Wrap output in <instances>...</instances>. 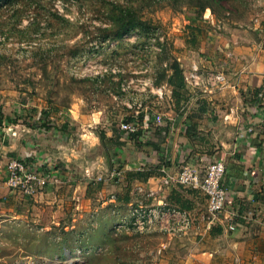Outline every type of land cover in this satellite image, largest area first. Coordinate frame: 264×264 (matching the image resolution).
I'll use <instances>...</instances> for the list:
<instances>
[{"label": "crops", "instance_id": "crops-1", "mask_svg": "<svg viewBox=\"0 0 264 264\" xmlns=\"http://www.w3.org/2000/svg\"><path fill=\"white\" fill-rule=\"evenodd\" d=\"M262 5L239 25L224 22L223 27L214 29L215 17L206 12L194 23L199 28L196 43L187 44L185 37L177 53L185 74L198 64L205 71L222 72L225 81L216 84L203 75L202 84L193 86L187 80L191 96L178 109L172 88L165 83L167 94L161 99L165 101L164 122L160 125L144 107V119L132 135L116 122L103 124L100 129L97 113L101 111L97 110L93 113L95 123L88 119L80 122L82 127L78 129L87 134L81 133L82 139L73 141L72 133L65 129L57 130L59 136L36 130L38 125L33 121L36 117L41 121L43 108L28 115L24 109H14L13 113L6 107L2 109L5 126L0 129V171L4 172L11 159L22 158L57 179L34 198L25 197L32 202L35 213L40 211L51 224L63 222L64 230L71 231L68 237L48 239L47 244H62L63 239L86 232L94 238L92 244L108 243L109 264H264ZM8 116L14 121L8 122ZM102 131L107 136L105 141L101 140ZM100 150L105 156L99 161L90 160L89 154ZM222 158L227 165L228 210L222 222L208 225L207 195L193 187L164 185V177L176 175L184 164L204 168ZM100 161L103 167H117L120 177L106 180L93 176L100 174L93 169ZM150 169L155 174L147 180L132 174ZM149 190L155 191L158 199L197 216V224L180 237L160 232L136 237L131 231H113V226L129 215L132 205L151 202ZM21 198V193L8 186L5 175H0V204L19 205ZM78 209L92 215L91 223L65 226V218ZM230 211L233 221L226 219ZM103 215L112 222H103ZM76 216L74 220L78 221ZM110 231L114 238L121 237L103 239Z\"/></svg>", "mask_w": 264, "mask_h": 264}, {"label": "rangeland", "instance_id": "rangeland-1", "mask_svg": "<svg viewBox=\"0 0 264 264\" xmlns=\"http://www.w3.org/2000/svg\"><path fill=\"white\" fill-rule=\"evenodd\" d=\"M259 2L264 4V0H0V107L12 113L24 109L27 115L47 108L49 117L33 121L36 130L59 136L57 130L65 129L73 141L87 134L78 129L80 122L95 123L97 110L100 129L107 123L121 125L130 118L129 112L140 119L139 109L164 108L165 101L153 91L159 86L155 68L159 72L177 55L189 25L202 20L205 12L215 17L214 29L224 22L239 25L259 11ZM134 16L151 26L148 33L125 31ZM146 80L147 87L142 83ZM104 152L89 154L90 160H101ZM101 164L93 168L100 174L93 176L115 177L117 167ZM21 197L27 203L21 198L19 205L0 204V264H57L52 255L60 249L47 244L48 239L68 237L71 231L64 230L63 222L51 224L40 211L34 212L26 196ZM91 220L90 213L78 209L65 218V226H85ZM102 221L108 225L112 218L103 215Z\"/></svg>", "mask_w": 264, "mask_h": 264}, {"label": "built area", "instance_id": "built-area-1", "mask_svg": "<svg viewBox=\"0 0 264 264\" xmlns=\"http://www.w3.org/2000/svg\"><path fill=\"white\" fill-rule=\"evenodd\" d=\"M203 75H206L207 80L216 84H223L225 81V76L222 72L205 71L198 64L191 66L186 74V78L191 85L198 86L202 84ZM142 83L147 87L150 84V80ZM153 91L160 99H163L167 94L165 85L158 86ZM141 111L139 109V115ZM150 111L155 124L160 125L164 122L163 109L156 108ZM136 114H134V121H123L120 125V128L127 135H132L139 130L141 120ZM4 124L5 122L0 120V128ZM226 172L227 165L223 158L210 161L204 168L184 164L176 175L164 177V185L180 184L202 190L208 198L207 224L212 225L222 222L228 210ZM2 174L5 175L6 183L13 191L19 192L29 198H34L49 183L57 181L53 173L43 172L39 167L21 158L11 159L7 163L4 172L0 171V175ZM120 175L118 171L113 174L115 177H120ZM147 195L148 199H151V202L132 205L129 209V215L116 224L117 230H127L141 234L160 232L166 233L171 237H180L190 232L197 224V216L188 210L170 205L166 201L158 199L153 190H149ZM226 219L233 221L234 214L230 211ZM66 254L67 257L58 255L52 257L53 263L72 264L77 261L83 262L81 257L76 256L81 254V250L79 249L74 253L66 251Z\"/></svg>", "mask_w": 264, "mask_h": 264}, {"label": "trees", "instance_id": "trees-1", "mask_svg": "<svg viewBox=\"0 0 264 264\" xmlns=\"http://www.w3.org/2000/svg\"><path fill=\"white\" fill-rule=\"evenodd\" d=\"M141 24L140 26H138ZM130 27H127L125 31H131L134 29H140L144 33H148L150 31L151 26L146 25L145 23H140L139 18L135 17L129 24ZM199 31V28L196 24L189 25V32L186 36V42L195 44L197 40V33ZM124 32V31H123ZM122 32V34H123ZM189 36V38H188ZM107 38V37H103ZM105 40V39H104ZM162 69L158 72V68H155V82L157 85H168L172 88V96L176 103V108L182 104L187 102L190 99L191 92L190 88L186 79L185 70L181 65V62L178 59V56H174L171 58L169 63L166 67H161ZM164 83V84H163ZM122 86V84H121ZM118 90L120 92V87ZM203 108V106H201ZM40 120H45V118L49 117L50 110L47 108H43L41 111ZM144 112H140V120L142 121L144 119ZM134 116H131L130 118L126 119L125 121H134ZM4 119L3 113H2V107H0V120L2 121ZM8 122L14 121L11 117H7ZM116 129V128H115ZM190 132V131H189ZM191 134V133H190ZM101 138L104 139V141L107 139L106 133L102 131ZM119 144V143H118ZM22 159V158H21ZM135 177L140 178L142 180H147L151 175L155 174V171L145 170V171H137L135 173H132ZM182 208V207H181ZM184 209V208H183ZM113 231L118 232L116 229V225L112 228ZM113 231L108 232L103 239H119L121 236L113 237ZM150 234V233H147ZM146 234L141 233H135V236H141ZM91 239H94L91 234H86V232H81L79 237H74L73 239H63L62 244H55L54 242L51 245H55V247H58L60 249L59 253H55L52 255L54 257L55 255L67 257L66 251H69L70 253H74L76 250H81V254L76 255L78 257H81L83 262H74L72 264H109L108 259V251L107 246L108 243L101 245V244H92ZM127 239H130V237H127ZM114 242V240H113ZM57 248V249H58ZM101 248V250H99ZM125 264V263H121Z\"/></svg>", "mask_w": 264, "mask_h": 264}]
</instances>
